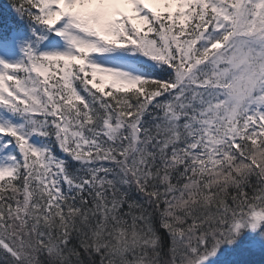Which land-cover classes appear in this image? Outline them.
Instances as JSON below:
<instances>
[{"label":"snow or ice","instance_id":"6c2138e0","mask_svg":"<svg viewBox=\"0 0 264 264\" xmlns=\"http://www.w3.org/2000/svg\"><path fill=\"white\" fill-rule=\"evenodd\" d=\"M14 6L32 38L0 57V264H205L260 227L264 0Z\"/></svg>","mask_w":264,"mask_h":264},{"label":"rangeland","instance_id":"374dc122","mask_svg":"<svg viewBox=\"0 0 264 264\" xmlns=\"http://www.w3.org/2000/svg\"><path fill=\"white\" fill-rule=\"evenodd\" d=\"M13 28L14 31L11 36L0 39V57H3L4 59L9 61L18 60L22 56L20 50L22 43L31 40L25 29L17 26H14ZM53 36H50L47 40L41 43V50H46L51 45H53ZM56 40H58V38H56ZM60 43L62 44V42ZM118 55L121 57L126 56V54L123 53H120Z\"/></svg>","mask_w":264,"mask_h":264},{"label":"trees","instance_id":"16d2710c","mask_svg":"<svg viewBox=\"0 0 264 264\" xmlns=\"http://www.w3.org/2000/svg\"><path fill=\"white\" fill-rule=\"evenodd\" d=\"M12 1V4L14 5V3H15V0H11ZM246 231V229L245 228H242L241 230H240V233L236 236V238H235V240L233 241V242H236V240L237 239H239L241 236H243L244 234V232ZM243 234V235H242ZM232 242V243H233ZM228 244H230V243H227V242H225L224 244H222L220 247H224V246H226V245H228ZM240 261V258H237L236 260H235V262H239ZM259 264H264V260L262 261V262H260Z\"/></svg>","mask_w":264,"mask_h":264}]
</instances>
